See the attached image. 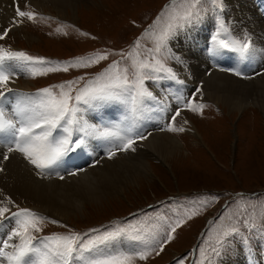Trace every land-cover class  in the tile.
Returning <instances> with one entry per match:
<instances>
[{"label":"rangeland","instance_id":"1","mask_svg":"<svg viewBox=\"0 0 264 264\" xmlns=\"http://www.w3.org/2000/svg\"><path fill=\"white\" fill-rule=\"evenodd\" d=\"M224 2L226 3V0ZM238 4L246 6L247 11L243 16L248 11H253V8L257 10V12L254 11L256 15H249L251 19L248 17L250 20H247L253 26L257 24L255 19L260 22L264 17V0H237L232 3L235 11ZM19 5L21 10L34 11L37 16L34 21L18 18L22 20V23L11 26L7 36L0 39V46L24 51L31 56L44 57L53 62L73 61L74 58L87 57L97 52L108 53L107 59L86 68L69 67L68 71L49 72L35 77L25 71L31 82L29 93L83 77L73 86V95H75V89L84 87L87 82L94 80L98 74L108 69L114 60L121 62L120 68L128 67L131 78L132 72L135 71L132 67L133 58L139 60L150 58L146 49L153 47L151 32L158 31L167 23L171 14L182 12L186 7L184 0H176L174 7L172 0H78L74 9H67L66 16L62 17L54 9L47 7L43 10L25 1ZM200 7L203 9L201 20L175 37L179 54L183 52L186 54L190 50L188 43L194 40L193 31L190 28L197 27L200 33L209 32L204 34L205 39L210 34L215 13L207 0ZM232 7L227 8L228 10L224 8L223 15L226 22L228 21L226 14L229 11L232 12V19L237 17ZM12 13L14 17L15 8ZM257 13L263 14L260 19L257 18ZM12 15L6 21L7 24L0 23V35L3 29L10 27ZM158 17L159 20H157ZM137 40L140 42L139 48L135 47ZM210 40H207L209 45H211ZM256 49L259 51V46H256ZM129 52H132L134 56L128 57ZM136 53H139L138 57H135ZM212 58L215 63L223 67L231 68L238 65L236 56L233 57L231 54ZM173 61L172 59L167 61V65L171 68ZM186 64L184 73L195 72L189 62ZM213 69L224 73L220 67ZM208 70L211 69L208 68ZM243 71L248 77L259 76L252 75L246 65ZM178 72L183 73L181 70ZM259 72L263 73L262 70ZM230 74L233 77L235 75ZM14 78L19 79L25 87L24 77L21 74ZM158 83L164 88L162 95L160 94L162 100L160 98L158 101L154 100L155 105L152 110L141 106L143 109L140 108L139 112L142 114L136 120H133V117L130 120L124 119L125 124L121 123V120L117 121L110 129L119 131L120 136L126 135L129 128L134 133L144 134L147 138L153 133L167 136L172 134V137L180 141V147L172 154L174 156L168 164H164L154 153L147 157L152 175L147 177L141 174L132 181L133 176L126 174V181L117 189L102 195L99 200L82 199L79 201L82 202L80 208L64 218L48 215L37 207L35 201L22 195L16 197L5 195L3 200L6 202L10 198L14 202L7 205L11 211H16V206L27 207L49 218L44 221L43 230L34 233L37 236L67 233L70 230L93 236L96 233L90 232L91 229L103 232L116 227L139 229L145 235L156 233L160 243H163V251H160V245L156 244L154 245L156 251L152 252L148 259L143 261L137 259L135 264H178L181 258L184 259V264H201V262L209 264V260L211 264H225L224 262L264 264V231L260 227L264 224V112L255 108L252 103L240 106L225 102L226 105H222L215 100L206 99L202 82L196 83L191 89H185L184 82L181 84L171 79H148L145 81V87L154 93L152 87ZM197 88L200 92H196ZM54 91L59 90L54 89ZM173 92L178 95H172ZM177 96L191 99L194 103H202L205 107L193 112L184 108L182 102L175 101ZM160 101H162L161 105L157 103ZM11 103L14 104L15 101L7 99L5 104L11 107ZM148 104L150 106V102ZM177 107L181 109V114L176 118L174 126L183 127L184 131H168L165 126L171 123V116ZM162 108L165 110L162 111ZM85 109L86 113H91L94 107L86 106ZM152 117L155 119L151 120ZM113 121L114 119L110 124ZM98 122L99 120L94 121L97 127L100 124ZM100 126L105 125L100 124ZM148 128L152 129L148 130ZM97 140L96 147L107 148V151L121 143L119 136L97 137ZM146 140H136L134 151H117L116 154L123 153V157L139 154L140 145ZM0 145L3 146L4 142ZM93 146L94 143L90 147ZM146 148L148 149V146L145 144L141 152H145ZM79 152L70 153L59 166L77 167V164L85 159V157L81 159ZM115 157L116 155L110 159L117 160ZM23 158L24 160L19 161L26 170L41 179H38L39 181H45L42 180L44 177H41L42 174L35 173L40 170L30 164L24 156ZM98 164L99 161L92 166ZM241 194L247 196L243 197ZM192 211L195 214L190 218L185 216V213ZM178 217H183L184 223L176 228L173 233L174 238L164 243L169 230L164 222L165 218L171 223ZM244 219H249L257 225V228L251 232L242 229L247 237L245 243L241 244L240 238L233 236L219 256L213 255L211 247L214 246L222 228L236 221L242 222ZM51 220L59 221V223L53 224ZM11 221L9 219L4 223L11 226L13 223ZM4 236L5 232L0 230V237ZM130 243L128 240H120L115 247L128 248ZM157 252L159 255L156 254Z\"/></svg>","mask_w":264,"mask_h":264},{"label":"snow or ice","instance_id":"2","mask_svg":"<svg viewBox=\"0 0 264 264\" xmlns=\"http://www.w3.org/2000/svg\"><path fill=\"white\" fill-rule=\"evenodd\" d=\"M203 2L205 0H184L186 7L182 12H174L162 28L151 32L153 47L146 49L150 58L146 57L143 60L133 58L132 67L135 71L132 72L131 78L128 67L120 68L121 62L114 60L108 69L98 74L94 80L87 82L84 87L75 89V95H73V86L83 77L37 89L34 93L22 92L9 85L13 82L14 76L25 71L35 77L49 72L68 71L69 67H89L107 59V52L77 57L73 61L53 62L44 57L31 56L24 51L0 46V136L7 141V152L3 154V158L7 160L9 158L7 153L18 151L30 164L40 170L37 173L40 175L45 170L53 169L60 164L70 153L85 151L92 137H120L121 143L106 152L108 158L115 156L117 151H134L135 141L147 139V136L139 132L134 133L131 128L127 129L126 135L120 136L119 131L89 124L81 114L86 110L85 106L118 101L127 105L129 112L134 116L146 99H157L154 93L145 87L146 80L171 79L182 84L183 81L179 80L173 68L167 65L169 59L183 62L182 58L170 48L169 41L201 20L203 9L200 5ZM207 2L212 5V11L215 13L212 19L214 31L211 35V47L208 49L210 55L216 57L235 53L241 61L250 60L257 52L251 35L246 31L241 36L233 34L223 15L224 0H207ZM175 4L176 0H172L173 7ZM15 13L10 27L3 29L0 39L7 36L11 26L22 23V20L17 18L34 21L37 16L34 11L21 10L18 3ZM135 47H140L139 40ZM127 56L133 57L134 54L129 52ZM138 56L139 53H136L135 57ZM222 70L246 79L251 78L238 67ZM260 74L262 73H255V75ZM54 89L59 91L56 92ZM196 92H200V89L197 88ZM9 94H15V103L11 107L5 104ZM176 99L183 103L184 108L193 112L205 107L204 104L194 103L193 100L185 99L183 96H177ZM180 114L181 109L177 107L171 116V123L165 126L168 131H184L183 127L174 126ZM3 142L0 140V143ZM70 174L76 175L77 172ZM12 203L14 202L10 198L6 202L0 200V230L5 232V236L0 237V264H135L137 259L141 261L148 259L152 252L156 251L154 247L156 244H159L160 251H163V243H160L156 233L145 235L139 229L116 227L103 232L91 229L90 232L96 233L93 236L71 230L67 233L37 236L34 233L41 232L44 221L49 218L27 207L16 206L17 210L11 211L7 205ZM194 214L195 212L192 211L185 213V216L190 218ZM9 219L13 221L11 226L4 223ZM164 222L169 229L164 240V243H167L174 238L173 233L184 223V218L178 217L171 223L165 218ZM51 223L56 224L59 221L51 220ZM260 227L264 231V224ZM256 228L257 225L249 219L223 227L214 246L211 247L212 254L219 256L233 236L239 237L241 244H244L247 237L242 229L251 232ZM120 240L130 241V246L116 248L115 245ZM156 254L159 255V252ZM178 264H184V259L181 258ZM209 264H211L210 260Z\"/></svg>","mask_w":264,"mask_h":264},{"label":"bare ground","instance_id":"3","mask_svg":"<svg viewBox=\"0 0 264 264\" xmlns=\"http://www.w3.org/2000/svg\"><path fill=\"white\" fill-rule=\"evenodd\" d=\"M24 1L25 3L28 2L29 4L43 10L46 7L54 9V11L62 17L66 16V12H68L67 9H74V5L78 2V0H15V2L14 0H0V23L7 24L6 21L10 18L9 16L13 14L12 12L15 8V4H22ZM236 1L237 0H226L225 8H231L232 3ZM254 9L255 8H253V11H248V13L243 16V14L247 11L246 6H240V4H238L236 11L233 8V13L237 17L232 19V12L230 13L229 11V13L226 14V17L228 18L226 23L236 36H241L245 31L248 32L251 35L255 46H259L260 50H257L256 54L250 60L246 61H241L235 53L224 54L228 56L231 54L233 57L236 56V61L238 63L237 67L243 71L246 65L252 75L264 69L263 14L257 13V18L260 19L262 17V19L260 22L255 19L257 23L256 26H253L250 24V21H247L251 17H249V15H256L254 13ZM255 12H257V10ZM14 17L12 15V18ZM190 29L193 31L192 34L194 36V40L188 43V49L190 50L187 51L186 54L185 52L182 54L178 53L179 50L177 48L176 38L172 39L169 43L170 48L183 60V62L174 60L172 68L177 76L185 83V89H191V87L196 83L202 82L204 97L206 99L215 100L216 103H220L222 105H226L225 102L230 103L231 105L239 104L240 106L252 103L255 108L264 112V72L259 76L247 78V80H242L243 78L236 77L235 75L233 77L230 74L232 72L222 70L227 67H223L221 64L215 63L214 59L210 57L211 55L208 49L211 45L207 44V40H210L211 38L213 27L206 39L204 34L209 32L202 31L200 33L197 27ZM256 37L258 39L255 40ZM186 62L191 64L192 69H194L195 72L187 71L184 73ZM215 67H220L222 72L225 74L217 72L213 69ZM208 68L211 70H208ZM196 69H198V72H196ZM179 70L184 73V77H182L183 73L179 74ZM247 73L250 72L247 71ZM21 76L24 77L23 81L25 83V87L19 82V79L14 77L12 78L13 82L10 83L9 86L22 92H29V89H31V86L29 87L31 82L27 78L26 72L21 74ZM152 89L157 98L156 101H158L160 94L162 95L164 91V88L158 83L156 86H153ZM173 94L178 95V93L175 92H173L172 95ZM8 100L15 101V94H9ZM153 101L154 100L146 99L142 107H146L147 110H152L155 105ZM175 101H177L176 98ZM149 102L150 106L148 104ZM157 103L161 105L162 101ZM174 106L176 107V105ZM93 107V112L86 113V111H84L86 114L81 115L89 124L94 125V121L99 120L102 126L105 125L104 127H101L99 124V127L101 128H112V126L120 120L121 123L125 124L126 122L124 119L130 120L133 117L132 119L136 120L138 116L142 114V112H138L133 116L130 112H127L129 111L128 106L118 101L97 103ZM154 117L150 119L153 120L155 119ZM113 119V123L110 124ZM105 120L107 122H104ZM145 125L146 123L143 125L142 129ZM151 129L152 128H148V130ZM0 138L2 140L4 139L3 136H0ZM93 143L94 146L90 147ZM97 143V137L89 139V147L85 151H80L78 153V155L81 156V159L82 157H85V159L84 161H80L77 164V167L72 166L64 168L60 167V164H58L53 169L45 170L41 176H44L42 180L45 181H39L41 179L34 176V174H31L29 170H26L24 165L20 163L19 160H24L23 155H19L16 151H13L7 153L9 157L7 160L3 158V154L7 152V141L4 140V145H0V169H3L0 171V200H3L5 195L13 197L22 195L35 201L38 205L37 207L48 215L64 218L80 208L82 202L80 203L79 201L82 199L85 201L99 200L102 195L108 194L112 190L117 189L119 185H122L123 182L126 181V174H131L133 176L132 181H134L138 175L141 174L147 177L152 175L150 174L151 167L147 157L152 156L155 153L157 158L161 159L164 164H168L169 160L172 156H174L172 154L180 147V141L175 137H172V134L167 136L166 134L162 135L153 133L147 138L146 142H143L140 145L139 154L123 157V153H119L116 154L115 157L117 160H111L106 155L107 148H103L101 146L97 148ZM145 144L148 146V149L146 148L144 149L145 152H141L143 151L142 148ZM98 161L99 164L97 166H92L96 165ZM80 169H82V171H78ZM130 169H132L131 172L127 173ZM74 170H77V174L71 175L70 173ZM61 172L64 173L58 174ZM35 173L37 174L38 171H35ZM61 175H63V179H61ZM224 263L228 264L227 262Z\"/></svg>","mask_w":264,"mask_h":264},{"label":"trees","instance_id":"4","mask_svg":"<svg viewBox=\"0 0 264 264\" xmlns=\"http://www.w3.org/2000/svg\"><path fill=\"white\" fill-rule=\"evenodd\" d=\"M241 196H243V197H244V196H247V195H241Z\"/></svg>","mask_w":264,"mask_h":264}]
</instances>
